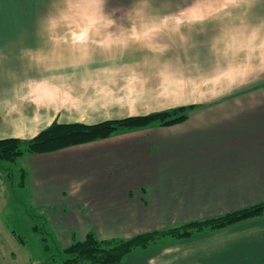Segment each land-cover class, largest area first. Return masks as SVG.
<instances>
[{"label": "crops", "instance_id": "0c3cea01", "mask_svg": "<svg viewBox=\"0 0 264 264\" xmlns=\"http://www.w3.org/2000/svg\"><path fill=\"white\" fill-rule=\"evenodd\" d=\"M125 12L131 20L93 26L76 44L64 27L50 34L46 26L37 39L24 27L21 49L0 41V137H27L54 120L94 124L186 107L175 122L20 155L25 204L67 245L88 233L130 238L264 202V0H170L169 9L106 14ZM125 264H264V214L170 236L129 253Z\"/></svg>", "mask_w": 264, "mask_h": 264}, {"label": "rangeland", "instance_id": "374dc122", "mask_svg": "<svg viewBox=\"0 0 264 264\" xmlns=\"http://www.w3.org/2000/svg\"><path fill=\"white\" fill-rule=\"evenodd\" d=\"M8 2L9 0H0V41H6L7 44L10 45L11 49H21V37L27 36L25 34L22 35V31H25L24 27L26 26L28 29L35 30L37 32L35 35L36 39L42 36V34L39 33L41 30H38L39 26L48 27L47 31H49L50 34L59 31V27H64L70 36L69 39L72 42L75 41L76 44L77 42H81V40H79V36L83 38L90 36L89 32L93 26L100 28V25L107 26L111 25L112 22L117 23L118 21L124 22L131 20V18L126 17L128 15L126 12L125 17L122 19L107 17L106 12L109 10H118L120 13H122V11L125 10L132 11L170 8V0H21L18 1L19 4L15 6H10L14 5V3ZM178 8H180V3L178 4ZM129 23L130 21L127 24ZM16 33L17 35L13 38L12 35H15ZM77 46L78 48L81 47L82 43ZM77 46L74 48V50L77 48ZM11 57H14L12 53ZM71 61L66 63V68L63 72V74H66L67 77H73V75H75L77 72V65H79L78 58ZM52 70V65H50V71ZM81 71V75L89 74L87 67L84 69V66H82ZM86 78L88 77L83 76L81 79L85 81L86 84H88V80ZM73 79L74 78H72V80ZM72 87V85H67L65 94L63 93L65 88L61 90L60 87L61 95L67 97L70 96L73 89ZM38 94L44 95L45 92L40 90ZM83 94L88 95V93ZM168 110L173 109H167L164 111ZM124 118L127 117L120 119ZM120 119L107 120L119 121ZM63 124L71 123L58 122L54 120L43 130L50 128L52 129L53 125H61L58 126V133H61L62 130H65V132L68 131L69 127H64ZM43 130L38 132L37 129L32 128L29 129L28 132V135L30 136H7L0 137V139L22 140V142L15 144V146H19L26 144L27 141L32 140L34 137L39 135V133L43 132ZM119 131L122 130L114 131L107 136ZM23 150V147H21L20 151ZM25 153L28 154L31 152L25 151ZM19 162V153L11 160L0 157V264H49L51 263L53 257H56V263L60 264L61 260L59 256H56V248L58 247L63 249L64 247L68 246V242L63 236V232L57 227L52 229V231L45 229V218L42 216V213L39 212V210L30 208L27 203L25 204V195L20 192V187L24 182L25 170ZM203 220L205 219L197 220L200 222L192 221L196 222L192 225L185 223L183 225L171 227L165 230L181 229L192 231L191 233L193 234L184 236L191 237L211 229L209 226H207V222H203ZM91 228L94 231L96 228L99 229V227L95 226H91ZM103 228L106 230V227ZM78 236L80 237V233H78ZM170 236L171 234L167 233L161 234L158 236V238L152 240L148 246L163 242L166 239H169ZM140 249L141 248L137 246V248L133 249L132 252Z\"/></svg>", "mask_w": 264, "mask_h": 264}, {"label": "trees", "instance_id": "16d2710c", "mask_svg": "<svg viewBox=\"0 0 264 264\" xmlns=\"http://www.w3.org/2000/svg\"><path fill=\"white\" fill-rule=\"evenodd\" d=\"M178 111V112H177ZM186 116V107L153 113L150 115L130 116L119 121L106 120L95 124L71 123L63 124L69 127L65 132L62 130L58 133V126L53 125L52 129H45L26 144L15 146L16 143L22 142L17 139H0V157L13 159L19 153L20 155L27 152H41L51 150L67 144L88 141L95 138L107 136L114 131L133 129L145 126L152 122L168 124L178 121ZM23 147V151L20 148ZM264 214V202L251 205L249 207L236 210L225 215L212 217L203 220L211 229L235 223L239 220ZM200 222V221H197ZM196 222H189L188 225ZM42 227V226H41ZM38 228V227H37ZM192 231L187 230H160L146 234L136 235L128 239L99 240L94 233H88L85 239L76 240L63 249L56 248V256L60 257V264H125V256L132 252L133 249L147 247L150 242L161 234H171V236L184 237ZM22 238V237H20ZM23 239V238H22ZM57 258L53 257L51 263L57 264Z\"/></svg>", "mask_w": 264, "mask_h": 264}]
</instances>
